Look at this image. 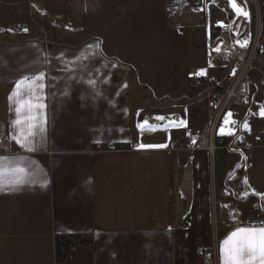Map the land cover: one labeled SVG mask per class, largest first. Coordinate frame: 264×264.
<instances>
[{
    "label": "crops",
    "instance_id": "obj_1",
    "mask_svg": "<svg viewBox=\"0 0 264 264\" xmlns=\"http://www.w3.org/2000/svg\"><path fill=\"white\" fill-rule=\"evenodd\" d=\"M126 2L37 0L45 37L0 39V120L10 140V152L0 154V264H55V239L65 236L88 241L70 248L67 264H201L198 248L212 250L214 264H222L230 233L264 226L253 222L264 219V143L245 142L259 136L245 134L236 144L242 129L217 132L227 146L181 153L179 167L167 149L130 148L175 136L193 121L199 96L188 72L150 65L155 51L122 39L128 9L110 5ZM176 8L192 14L175 5L168 7L173 18ZM210 19L206 28H196L201 16L186 28L170 22L180 35L148 42L182 57L197 40L202 65L206 44L216 38ZM40 73L45 108L28 151L13 138L9 96L17 81ZM15 167L25 170L17 185L7 172Z\"/></svg>",
    "mask_w": 264,
    "mask_h": 264
},
{
    "label": "rangeland",
    "instance_id": "obj_2",
    "mask_svg": "<svg viewBox=\"0 0 264 264\" xmlns=\"http://www.w3.org/2000/svg\"><path fill=\"white\" fill-rule=\"evenodd\" d=\"M43 1L44 0H38V3H42ZM191 1L192 0H127L126 4L124 3L125 6L123 5V3H119L117 5L115 3L111 4L110 10L118 8L119 10H123V12H125V10L128 9L130 15L129 23L124 24L120 36L123 40H127V42L130 41V39L143 41L140 46L144 48V52L150 50L155 51V54L152 56L148 54L150 58L152 57L151 60H148V63L150 65L154 63L152 60H155L158 67H163L167 70H169L170 67H173L174 71H180L182 69L188 72L191 67L200 65L197 64L201 61V51L196 48L198 43L197 40L192 44V49L190 48L186 52H182V57H170L164 53L163 45H159L157 43H149L148 40L151 38H156L158 36L162 39H166L171 35H180V29H175L172 23L181 24L186 28L191 26L190 24L198 23L200 21V16L202 17V24H198L196 28H206V17L210 18L211 16L210 23L208 21V28L213 37H218L221 35H225L226 31L215 24H229L236 18V16L240 15L232 7L230 0H209L207 11H202L200 9H197L195 6L189 5ZM36 2L37 0H0V39L25 40L35 36L45 37L47 32L42 23L43 16L40 11L36 10ZM235 2L238 7L248 12V29L252 32H256L258 28V22L261 17L260 8L264 3V0H235ZM175 5H179L182 8H187L192 14H189L186 11L182 12L181 10H178L176 8L174 11V15H176V17L173 18L169 14L168 7H172ZM131 15L133 16L131 17ZM18 24L24 25L23 28L18 27ZM260 60L264 63V54L260 55ZM202 65H200V67ZM200 101V99L197 100L196 97H193V103L190 111L194 119L191 123H187L186 125L184 124L183 127L178 128V133L175 136L168 138L164 142L156 144L150 143L148 141L142 142L141 144L138 143L139 148L142 150L152 148L167 149L174 154V161L176 166H183L184 163L180 154L189 153L186 150L185 145L183 144V137L185 133H197L201 130L198 129L202 128L205 124L204 103L203 101ZM261 109H264V86H258L250 104L233 107L229 111H226L221 118V121L217 128V132L238 133L240 129H242V138L238 139L236 141V144H240L241 142H243V140H245L243 138L245 134L260 137L261 132H259L258 130V125L261 124L262 131L264 130V118L262 119V121H259L261 117H264L260 115ZM226 119L228 120V123H225ZM147 120L148 122L150 121V119ZM245 123H247V128L244 127ZM150 127L152 128V126ZM196 128L198 129L196 130ZM221 128H223L224 131H221ZM170 129V127L166 126L160 127V129L158 130L165 131ZM156 130L157 129H153L154 132H156ZM259 137L258 139H252L250 141L245 140V142L264 143V138ZM215 143L217 147L227 146V140L223 145L222 143L218 142V138H215ZM142 144L145 146L161 144L166 146L142 148L140 147V145ZM263 221V218H253V222L255 223H260ZM67 237H70L66 239L69 243L79 242L76 236ZM80 239L85 240L82 237H80ZM70 248L71 246H68V248L65 250L63 247H61L58 250L57 257L55 258V264H67V257ZM62 254L64 255V257L60 256Z\"/></svg>",
    "mask_w": 264,
    "mask_h": 264
},
{
    "label": "built area",
    "instance_id": "obj_3",
    "mask_svg": "<svg viewBox=\"0 0 264 264\" xmlns=\"http://www.w3.org/2000/svg\"><path fill=\"white\" fill-rule=\"evenodd\" d=\"M208 1L192 0L189 5L207 11ZM17 26L23 28L24 25ZM218 26L226 34L206 44L202 67H191L188 70L189 82L198 89L199 99L205 104L206 115L205 124L199 132L185 133L183 137V144L189 153L200 149L210 153L215 151V132L224 113L252 101L258 86H264V63L260 60V55L264 54L261 20L256 32L248 29L249 19L242 15L236 16L229 24ZM245 40L247 46L241 47L240 44ZM130 148L140 149L138 143H132ZM9 152L7 126L0 120V154ZM197 255L201 264H214L212 250L198 248Z\"/></svg>",
    "mask_w": 264,
    "mask_h": 264
},
{
    "label": "snow or ice",
    "instance_id": "obj_4",
    "mask_svg": "<svg viewBox=\"0 0 264 264\" xmlns=\"http://www.w3.org/2000/svg\"><path fill=\"white\" fill-rule=\"evenodd\" d=\"M230 3L238 14L248 17V12L238 7L235 0H230ZM237 43L239 44L240 42L237 41ZM247 43V40H245L240 46L246 47ZM43 79V73L34 77L25 76L16 82L14 91L9 96L10 103L14 101V103H11V107L14 109L16 117L11 122L15 129L13 138L17 144L26 148L28 151L32 150L31 147H29L30 138L35 135L34 129L40 123L42 110L45 108V105L42 103L44 97L41 94L45 86L41 83ZM260 115L264 116V109H261ZM155 119L163 121L166 118L155 117ZM225 123H228L227 119ZM144 126H147V121H145L143 125H137L138 128H143ZM244 127L247 128V123L244 124ZM221 131H224V129L221 128ZM165 146L166 145L163 144L140 145L142 148ZM2 164L3 159L0 158V165ZM24 171L25 170L21 167L8 169L7 172L14 177L9 183L13 185L23 183L21 176ZM4 174L5 169L0 167V190L4 187ZM221 257L222 264H264V226L260 228H238L230 233L221 245Z\"/></svg>",
    "mask_w": 264,
    "mask_h": 264
},
{
    "label": "trees",
    "instance_id": "obj_5",
    "mask_svg": "<svg viewBox=\"0 0 264 264\" xmlns=\"http://www.w3.org/2000/svg\"><path fill=\"white\" fill-rule=\"evenodd\" d=\"M260 11H261V22H262V25L264 27V3L261 5V8H260ZM230 139L233 138V135H231L229 137ZM226 138L225 137H222L221 138V143L224 145L225 144V140ZM73 237V236H72ZM70 237H61V238H56L55 239V245H56V257H57V252L58 250L63 247L65 250L68 248V246H71L73 247L75 244L77 243H69L66 239H68ZM76 238L79 240L78 243H81V242H88L86 240H83V239H80V236H76ZM63 241V242H62ZM62 242V243H61ZM69 254V253H68ZM61 257H64V255H60Z\"/></svg>",
    "mask_w": 264,
    "mask_h": 264
},
{
    "label": "bare ground",
    "instance_id": "obj_6",
    "mask_svg": "<svg viewBox=\"0 0 264 264\" xmlns=\"http://www.w3.org/2000/svg\"><path fill=\"white\" fill-rule=\"evenodd\" d=\"M247 104H248V103H247ZM244 105H245V104H244ZM239 106H240V105H239ZM217 128H218V126H217ZM216 134H217V129H216V132H215V138L217 139V135H216ZM215 138H214V139H215ZM216 142H217V141H216ZM215 144H216V143H215ZM200 150H204V149H200Z\"/></svg>",
    "mask_w": 264,
    "mask_h": 264
}]
</instances>
